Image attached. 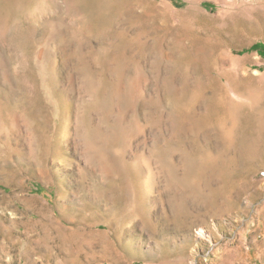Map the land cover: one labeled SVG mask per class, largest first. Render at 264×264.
I'll return each instance as SVG.
<instances>
[{"label": "rangeland", "instance_id": "374dc122", "mask_svg": "<svg viewBox=\"0 0 264 264\" xmlns=\"http://www.w3.org/2000/svg\"><path fill=\"white\" fill-rule=\"evenodd\" d=\"M256 43L264 0H0V264H264Z\"/></svg>", "mask_w": 264, "mask_h": 264}, {"label": "trees", "instance_id": "16d2710c", "mask_svg": "<svg viewBox=\"0 0 264 264\" xmlns=\"http://www.w3.org/2000/svg\"><path fill=\"white\" fill-rule=\"evenodd\" d=\"M179 5H181V4H179ZM250 49L256 50L260 54L264 55V44H262V43H256Z\"/></svg>", "mask_w": 264, "mask_h": 264}]
</instances>
